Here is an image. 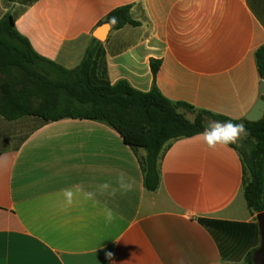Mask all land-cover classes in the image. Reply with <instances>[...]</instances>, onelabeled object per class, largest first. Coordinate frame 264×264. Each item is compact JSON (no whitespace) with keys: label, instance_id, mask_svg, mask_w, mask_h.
<instances>
[{"label":"crops","instance_id":"obj_1","mask_svg":"<svg viewBox=\"0 0 264 264\" xmlns=\"http://www.w3.org/2000/svg\"><path fill=\"white\" fill-rule=\"evenodd\" d=\"M128 5L140 24L101 42L112 84L149 92L155 63L156 85L172 103L240 121L264 100L255 58L264 45V0H0V20L14 17L39 56L74 69L100 21ZM233 146L240 148L212 152L197 136L174 141L151 192L144 151L109 125L0 116V264H264L258 214L247 206ZM122 171L133 191L61 211L62 189L95 191ZM105 204L118 214L110 224Z\"/></svg>","mask_w":264,"mask_h":264},{"label":"trees","instance_id":"obj_2","mask_svg":"<svg viewBox=\"0 0 264 264\" xmlns=\"http://www.w3.org/2000/svg\"><path fill=\"white\" fill-rule=\"evenodd\" d=\"M104 24L116 31L140 23L133 19L132 6L128 5L113 10L98 27ZM255 58L264 81V45L256 51ZM152 69L154 83L149 92L135 89L126 80L112 84L103 45L94 37L81 63L66 69L39 56L17 31L14 17L8 15L0 20V116L7 121L36 117L45 123L64 119L105 123L134 152L144 151L140 157L144 186L155 192L160 186V159L174 141L197 136L209 120L232 119L172 103L156 85L159 64L153 63ZM180 109L194 115V120H188ZM232 122L243 123L248 130V136L242 139L243 148L233 147L244 165L247 206L259 215L264 213V116L258 122Z\"/></svg>","mask_w":264,"mask_h":264},{"label":"clouds","instance_id":"obj_3","mask_svg":"<svg viewBox=\"0 0 264 264\" xmlns=\"http://www.w3.org/2000/svg\"><path fill=\"white\" fill-rule=\"evenodd\" d=\"M207 150L212 152L229 145H238L243 138L248 136V130L243 123H233L232 120H209L204 130L196 134ZM134 180L123 171L116 177L115 182L105 181L99 184L95 191H86L82 185L77 184L70 188H64L60 192L61 211L70 210L77 202L91 201L93 205L99 204L97 196L115 197L117 193L126 194L133 191ZM102 214L106 223H112L118 218V214L107 204L102 208ZM108 257L112 253H107Z\"/></svg>","mask_w":264,"mask_h":264},{"label":"water","instance_id":"obj_4","mask_svg":"<svg viewBox=\"0 0 264 264\" xmlns=\"http://www.w3.org/2000/svg\"><path fill=\"white\" fill-rule=\"evenodd\" d=\"M112 30V27L110 24H104L102 26H99L93 33V37L97 39L100 42H104L109 34V32ZM261 94L264 97V81L261 84ZM264 116V100H261L258 102L254 110L246 117V120L249 122H258L260 121ZM261 235H262V248L260 250V253L263 257L264 262V213L259 214L257 216Z\"/></svg>","mask_w":264,"mask_h":264},{"label":"rangeland","instance_id":"obj_5","mask_svg":"<svg viewBox=\"0 0 264 264\" xmlns=\"http://www.w3.org/2000/svg\"><path fill=\"white\" fill-rule=\"evenodd\" d=\"M240 148H243V142L241 141L240 144H238Z\"/></svg>","mask_w":264,"mask_h":264}]
</instances>
